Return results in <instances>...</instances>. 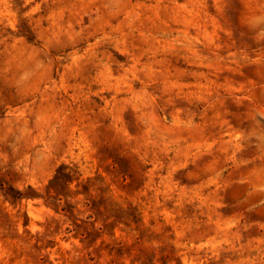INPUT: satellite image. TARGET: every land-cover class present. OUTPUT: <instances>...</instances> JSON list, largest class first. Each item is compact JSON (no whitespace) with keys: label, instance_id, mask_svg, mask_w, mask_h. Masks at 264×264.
<instances>
[{"label":"rangeland","instance_id":"obj_1","mask_svg":"<svg viewBox=\"0 0 264 264\" xmlns=\"http://www.w3.org/2000/svg\"><path fill=\"white\" fill-rule=\"evenodd\" d=\"M0 264H264V0H0Z\"/></svg>","mask_w":264,"mask_h":264}]
</instances>
